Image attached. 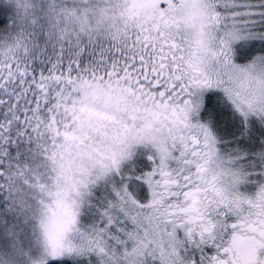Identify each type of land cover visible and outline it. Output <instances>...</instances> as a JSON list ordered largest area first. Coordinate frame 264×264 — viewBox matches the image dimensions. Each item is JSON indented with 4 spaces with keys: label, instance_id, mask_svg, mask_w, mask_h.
<instances>
[{
    "label": "snow or ice",
    "instance_id": "1",
    "mask_svg": "<svg viewBox=\"0 0 264 264\" xmlns=\"http://www.w3.org/2000/svg\"><path fill=\"white\" fill-rule=\"evenodd\" d=\"M0 264H264V0H0Z\"/></svg>",
    "mask_w": 264,
    "mask_h": 264
}]
</instances>
